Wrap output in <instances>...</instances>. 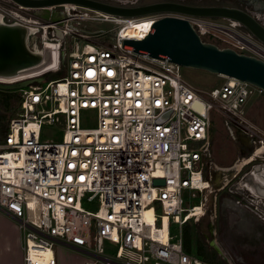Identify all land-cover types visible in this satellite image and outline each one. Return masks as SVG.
Returning a JSON list of instances; mask_svg holds the SVG:
<instances>
[{"label": "built area", "instance_id": "built-area-1", "mask_svg": "<svg viewBox=\"0 0 264 264\" xmlns=\"http://www.w3.org/2000/svg\"><path fill=\"white\" fill-rule=\"evenodd\" d=\"M13 5L17 11L1 9L4 18L13 19L7 24H31L30 19L35 28L27 43L56 44V69L62 65V38H74L66 53L67 75L45 80L52 71L45 70L18 80L43 77L18 88V111L0 142V209L18 221L23 264H57L55 243L83 252L85 264H212L185 250L183 226L205 215L212 192H225L236 206L253 209L258 196L244 179L256 167L264 176V131L246 118L244 107L261 90L226 77L204 97L183 78L179 64L123 44L130 38L121 33L124 24L140 19L153 24L163 13L120 17L66 3L49 8L58 15L51 21L30 12L23 16L30 9ZM176 16L202 41L264 60V44L238 22ZM91 20L115 25L109 42L95 40L105 32H89L85 23ZM85 109L95 113L92 127L81 126ZM208 109L221 113L231 140L242 136L252 149L243 158L253 159L239 169L226 170L240 157L230 166L213 164ZM43 125L61 127V140L41 141ZM213 166L225 172L224 180H213ZM196 208L201 215H191ZM104 242L113 245L110 256Z\"/></svg>", "mask_w": 264, "mask_h": 264}, {"label": "rangeland", "instance_id": "rangeland-1", "mask_svg": "<svg viewBox=\"0 0 264 264\" xmlns=\"http://www.w3.org/2000/svg\"><path fill=\"white\" fill-rule=\"evenodd\" d=\"M7 0H0L1 9L14 8L13 3ZM56 9L61 10L62 7ZM30 11L21 12L23 16L29 17ZM5 22L13 21L9 16H5ZM86 29L92 34L105 32L96 36L98 42H109L115 31V25L110 22L99 20H91L85 23ZM60 61L62 65L58 69H51L45 75V80L56 78L58 75L68 74V53L70 47L74 44V38H62ZM39 44V43H38ZM67 51V52H66ZM183 78L194 88L199 90L204 97L212 87L220 86L226 77L223 75L212 74L204 70L182 67ZM0 91L15 94L19 98L18 88L16 89H0ZM245 116L256 127L264 131V94L254 93L247 101L245 107ZM18 111L17 101L12 99L9 101L8 108L1 109L0 113L10 119L16 115ZM208 140L211 142V157L213 164L217 167H226L233 164L238 158L248 157L252 149L248 142L231 140L225 126L223 125V117L218 109H208ZM95 125V113L92 110L81 111V126L92 127ZM62 128L56 125H43L40 132L41 141L59 142L61 140ZM246 145V146H244ZM257 161H259L257 159ZM253 166V161L244 166L238 177L244 175ZM213 166V180H224L226 174L221 169ZM252 174V173H251ZM237 177V178H238ZM250 179V174L245 177L246 183ZM249 184V183H248ZM262 189V187H258ZM216 191V190H215ZM216 196V197H215ZM192 202L184 204L190 206ZM264 199L262 197H253V209H247L243 206H236L231 198L225 192H212L208 197V207L204 216L198 221L189 219L185 224L190 226L191 230V251L195 254V248L198 238L204 242L209 248L216 250L218 259L224 264H264ZM257 206V209L254 206ZM184 224V225H185ZM184 227V226H183ZM172 232H176L177 228L173 225ZM212 244V245H211ZM215 246H214V245ZM258 247L255 254L254 249ZM53 250L57 264H85L84 260L88 257L81 251L70 248L61 243H55ZM104 253L110 256L113 252V245L109 242L103 244ZM101 264V263H98Z\"/></svg>", "mask_w": 264, "mask_h": 264}, {"label": "water", "instance_id": "water-1", "mask_svg": "<svg viewBox=\"0 0 264 264\" xmlns=\"http://www.w3.org/2000/svg\"><path fill=\"white\" fill-rule=\"evenodd\" d=\"M44 20H57L58 15L49 10L61 4L85 6L102 13L120 17L170 12L186 15L227 18L241 24L251 35L264 44V26L252 15L235 7H190L172 3H151L141 6H124L99 0H10ZM123 44L135 52L147 53L150 57L167 59L182 67L204 70L212 74L233 77L249 83L264 94V60L252 55L238 53L232 48L218 47L202 41L189 22L177 16H164L154 21L151 31L144 38L124 39ZM31 45V43H30ZM42 56L29 47L27 30L21 24L0 25V76H11L19 70L40 63ZM48 60V56L46 58ZM42 76L17 82H0V89H16L33 82H41ZM198 105L197 103H195ZM202 110V109H201ZM241 142H245L239 136ZM155 183H163L155 179ZM261 193L264 195V188ZM260 193V194H261Z\"/></svg>", "mask_w": 264, "mask_h": 264}, {"label": "bare ground", "instance_id": "bare-ground-1", "mask_svg": "<svg viewBox=\"0 0 264 264\" xmlns=\"http://www.w3.org/2000/svg\"><path fill=\"white\" fill-rule=\"evenodd\" d=\"M19 8H21V7H19ZM27 9H29V8H27ZM29 22L31 24H23L27 30V37L29 36V34L31 32H34V28H35V24H32L30 19H29ZM2 24H7V23L4 20V14L2 12H0V25H2ZM151 28H152L151 21H147L145 19L132 20V21H129L126 24H124V26L122 27L121 33L124 36H128L130 38L143 37L151 31ZM28 44H29L30 48H32L33 50H35L37 53H39L42 56L40 63H38L34 68H30V69L27 68V69L19 70L16 74L11 75V76H0V82H4V83L15 82V81L20 80L21 78L32 76L33 74H37L39 72H44L45 70H51V69L56 68V66H57V59H56V51H57L56 47H57V45L56 44H53V43L49 42L48 40H43V46L42 47L41 46L40 47L39 46L33 47L30 45V42H28ZM48 55L49 56L51 55L50 60L46 59ZM228 79L230 81L233 80L232 77H228ZM244 146H246V145H244ZM252 159H253V157L249 158V159L243 158L242 160H239L232 167H230L226 170L233 171V169H239L242 164H244L245 162H249ZM254 170H255L254 175H253V172H251L252 174L249 173L250 179L248 180L249 184L247 183V185L249 186V188H251L252 193L256 194L258 197L259 196L264 197V195L260 191L261 189H258V187L264 188V176H259L258 174H256L257 170L259 171L258 167H256ZM205 186H208V185H205ZM195 210L196 211L192 212L191 215H198L199 216L203 212L202 209L196 208ZM149 214H150V211H147L145 216H147L148 219L150 220ZM160 221H161V219H159V222ZM32 255L34 258L39 259L38 253L33 252Z\"/></svg>", "mask_w": 264, "mask_h": 264}, {"label": "flooded vegetation", "instance_id": "flooded-vegetation-1", "mask_svg": "<svg viewBox=\"0 0 264 264\" xmlns=\"http://www.w3.org/2000/svg\"><path fill=\"white\" fill-rule=\"evenodd\" d=\"M10 1V0H7ZM107 3L121 4L124 6H141L151 3H172L181 6L190 7H235L244 10L253 16V18L264 26V0H99ZM13 3V2H9ZM30 13L34 12L30 9ZM165 16H176L182 13L159 12ZM153 14V13H152ZM264 220V219H263ZM255 254L258 247L254 249Z\"/></svg>", "mask_w": 264, "mask_h": 264}, {"label": "crops", "instance_id": "crops-1", "mask_svg": "<svg viewBox=\"0 0 264 264\" xmlns=\"http://www.w3.org/2000/svg\"><path fill=\"white\" fill-rule=\"evenodd\" d=\"M22 245L17 219L0 209V264H23Z\"/></svg>", "mask_w": 264, "mask_h": 264}, {"label": "trees", "instance_id": "trees-1", "mask_svg": "<svg viewBox=\"0 0 264 264\" xmlns=\"http://www.w3.org/2000/svg\"><path fill=\"white\" fill-rule=\"evenodd\" d=\"M63 75H58L56 78L61 77ZM15 99L17 101L18 107V97L15 94H10L8 92L0 91V111L3 108H8L9 101ZM6 117L0 113V142L3 139V136L7 130V124L9 119H5ZM191 242V230L190 226L185 224L183 227V244L186 251L190 252L192 247L190 245ZM195 254L202 258L203 260L212 263V264H224L222 261L218 259L216 255V250L213 248H209L204 242H202L199 238L197 240Z\"/></svg>", "mask_w": 264, "mask_h": 264}, {"label": "snow or ice", "instance_id": "snow-or-ice-1", "mask_svg": "<svg viewBox=\"0 0 264 264\" xmlns=\"http://www.w3.org/2000/svg\"><path fill=\"white\" fill-rule=\"evenodd\" d=\"M109 74H111V73H109ZM69 179H71V177H69Z\"/></svg>", "mask_w": 264, "mask_h": 264}]
</instances>
